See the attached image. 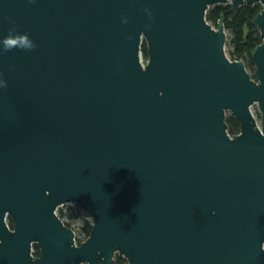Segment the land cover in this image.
Wrapping results in <instances>:
<instances>
[{"label": "water", "instance_id": "water-1", "mask_svg": "<svg viewBox=\"0 0 264 264\" xmlns=\"http://www.w3.org/2000/svg\"><path fill=\"white\" fill-rule=\"evenodd\" d=\"M226 4L262 7L254 78L205 18ZM13 24L36 47L0 54V264H264V0H0Z\"/></svg>", "mask_w": 264, "mask_h": 264}, {"label": "trees", "instance_id": "trees-1", "mask_svg": "<svg viewBox=\"0 0 264 264\" xmlns=\"http://www.w3.org/2000/svg\"><path fill=\"white\" fill-rule=\"evenodd\" d=\"M261 8L260 4H254L251 7L242 5L236 10H231L229 4L215 5L210 7L205 14L206 20L215 27L218 25L219 19H222L225 29L228 30L232 36L234 50L231 51V59H241L253 78L255 77V69L253 68L251 60V53L261 42L259 31L254 25L253 19ZM141 53L142 58L146 60L147 54L145 42H142L141 44ZM226 121L227 130L230 135L239 132V124L232 115L227 114ZM58 215L67 226L71 227V224L64 220L62 210L58 211ZM76 216L81 224L78 229L75 230V233L77 236H81V238H78V240L81 241L82 238L88 236L91 229V221L84 217V214H82L80 209L76 210ZM7 222L8 225L12 227V221L10 218H8ZM38 252V247L34 245L33 254L38 255ZM114 264H126V260L116 255L114 258Z\"/></svg>", "mask_w": 264, "mask_h": 264}, {"label": "clouds", "instance_id": "clouds-1", "mask_svg": "<svg viewBox=\"0 0 264 264\" xmlns=\"http://www.w3.org/2000/svg\"><path fill=\"white\" fill-rule=\"evenodd\" d=\"M32 2V0H29ZM145 11H148L145 9ZM149 17H151V13L149 12ZM127 21L125 20V23ZM0 54L4 52H10L13 49H19L24 51L32 50L36 47L35 43L32 39H30L27 33H18L15 25L8 29V34L6 36L0 37ZM0 87H7L6 81L2 78V73H0ZM264 251V248L261 249Z\"/></svg>", "mask_w": 264, "mask_h": 264}, {"label": "rangeland", "instance_id": "rangeland-1", "mask_svg": "<svg viewBox=\"0 0 264 264\" xmlns=\"http://www.w3.org/2000/svg\"><path fill=\"white\" fill-rule=\"evenodd\" d=\"M212 26L215 27L214 25H212ZM225 33H226L225 53L229 57V59H231V51L234 50V46H233V42H232V36L229 33V31L226 29H225ZM142 59H143V61H145L144 58H142ZM253 68H254V66H253ZM251 112L253 113V115L257 119V121H259V114H258V109H257L256 105H253L251 107ZM78 208L79 207L74 203H68L67 205H65L62 208L63 212H64V220H66L67 222H69L71 224V228L74 229V231L77 230L81 224L79 219L76 216V210ZM81 212H82V214H84L85 218H88L83 210H81Z\"/></svg>", "mask_w": 264, "mask_h": 264}, {"label": "built area", "instance_id": "built-area-1", "mask_svg": "<svg viewBox=\"0 0 264 264\" xmlns=\"http://www.w3.org/2000/svg\"><path fill=\"white\" fill-rule=\"evenodd\" d=\"M67 204H68V203L62 204V205H60V206L57 208V210H56L57 215H58V211H59V210H62V212H63V209H62V208H63L65 205H67ZM78 209H79V208H78ZM63 214H64V212H63ZM58 216H59V215H58ZM73 230H74V229H73ZM74 232H75V231H74ZM78 238H81V236H80V235L77 236L76 233H75V242H76V244H78L79 242H81V241H83V240L85 239V238H82L81 241H79Z\"/></svg>", "mask_w": 264, "mask_h": 264}]
</instances>
